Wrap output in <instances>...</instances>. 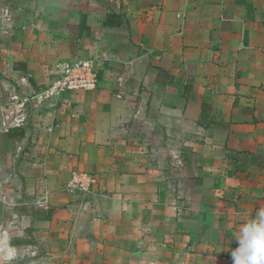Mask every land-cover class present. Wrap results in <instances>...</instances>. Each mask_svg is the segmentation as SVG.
I'll list each match as a JSON object with an SVG mask.
<instances>
[{"label":"crops","instance_id":"obj_1","mask_svg":"<svg viewBox=\"0 0 264 264\" xmlns=\"http://www.w3.org/2000/svg\"><path fill=\"white\" fill-rule=\"evenodd\" d=\"M0 10V264H227L264 207V0ZM76 58L96 88L38 98Z\"/></svg>","mask_w":264,"mask_h":264},{"label":"built area","instance_id":"obj_2","mask_svg":"<svg viewBox=\"0 0 264 264\" xmlns=\"http://www.w3.org/2000/svg\"><path fill=\"white\" fill-rule=\"evenodd\" d=\"M55 76L48 86L44 87L38 94V98H51L60 96L62 93L74 90H93L96 88L99 75L98 64L94 58H76L66 61H58L54 65ZM117 86L122 89L124 86V79H117ZM121 97V92L117 93ZM95 182L93 176L85 173H74L71 179L66 183L65 189L74 191H85L89 189ZM264 196V193H263ZM38 203V205H42ZM222 258H216L217 261ZM227 264H232L231 255L224 258Z\"/></svg>","mask_w":264,"mask_h":264},{"label":"clouds","instance_id":"obj_3","mask_svg":"<svg viewBox=\"0 0 264 264\" xmlns=\"http://www.w3.org/2000/svg\"><path fill=\"white\" fill-rule=\"evenodd\" d=\"M237 247L231 251L232 264H264V207L239 226Z\"/></svg>","mask_w":264,"mask_h":264},{"label":"rangeland","instance_id":"obj_4","mask_svg":"<svg viewBox=\"0 0 264 264\" xmlns=\"http://www.w3.org/2000/svg\"><path fill=\"white\" fill-rule=\"evenodd\" d=\"M2 2H3V0H0V4H2ZM0 12H3V11L0 10Z\"/></svg>","mask_w":264,"mask_h":264}]
</instances>
